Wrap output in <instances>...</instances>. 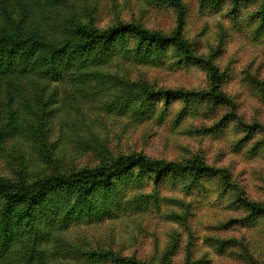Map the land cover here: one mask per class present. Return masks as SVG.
<instances>
[{"label": "rangeland", "instance_id": "1", "mask_svg": "<svg viewBox=\"0 0 264 264\" xmlns=\"http://www.w3.org/2000/svg\"><path fill=\"white\" fill-rule=\"evenodd\" d=\"M179 1L188 55L126 34L59 82L10 87L0 73V176L30 187L133 154L200 159L264 203V0ZM133 24L172 36L178 12L170 0H0V36L61 43L77 26ZM213 72L226 102L211 96ZM66 196L53 188L43 205L15 209L33 216L31 233L0 264H28L33 247L31 264H264V216L214 172L158 179L137 168L87 197ZM5 210L0 199V222Z\"/></svg>", "mask_w": 264, "mask_h": 264}, {"label": "trees", "instance_id": "2", "mask_svg": "<svg viewBox=\"0 0 264 264\" xmlns=\"http://www.w3.org/2000/svg\"><path fill=\"white\" fill-rule=\"evenodd\" d=\"M170 1L178 12V24L172 36L152 33L134 24L119 25L104 31L77 26L71 31L70 38L61 43L46 42L31 35L25 37L18 33L4 34L0 36V73L8 77L10 87L27 77H32L37 82H59L74 67L85 66L88 59L90 62H99L114 48L117 39L126 34H134L146 42L171 44L188 55L190 46L183 36L185 8L179 0ZM212 81V98L217 102H226L227 98L221 90V77L217 72H213ZM183 94L181 92H152L148 93V96L167 98L176 95L183 96ZM137 168L158 179L171 170L197 176L206 172H214L221 175L225 183L236 190L241 204L249 212L264 216V203H254L248 200L244 191L231 183V175L227 170H214L200 159L178 164L152 160L143 154H133L121 156L109 165L84 169L69 175L45 177L30 187L21 183L12 184L0 176V199L6 204V210L0 222V259L8 255L13 245L23 241L21 239L23 234L31 233L26 228L32 224L33 216L26 218V215L16 213L15 209L20 205H43L53 188L66 190V198L69 199L72 195L87 197L97 189L111 187L116 179ZM69 209L70 206L66 211L67 214ZM34 237L35 235L32 238L33 242ZM35 254H38V251L33 247L27 259L28 264H31Z\"/></svg>", "mask_w": 264, "mask_h": 264}]
</instances>
